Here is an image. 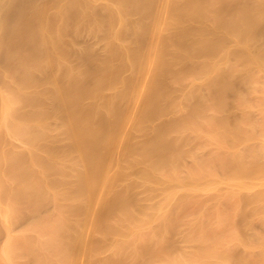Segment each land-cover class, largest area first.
Returning <instances> with one entry per match:
<instances>
[{
    "label": "bare ground",
    "instance_id": "6f19581e",
    "mask_svg": "<svg viewBox=\"0 0 264 264\" xmlns=\"http://www.w3.org/2000/svg\"><path fill=\"white\" fill-rule=\"evenodd\" d=\"M0 264H264V0H0Z\"/></svg>",
    "mask_w": 264,
    "mask_h": 264
}]
</instances>
